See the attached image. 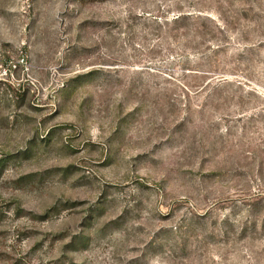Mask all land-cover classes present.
I'll use <instances>...</instances> for the list:
<instances>
[{
  "label": "rangeland",
  "instance_id": "1",
  "mask_svg": "<svg viewBox=\"0 0 264 264\" xmlns=\"http://www.w3.org/2000/svg\"><path fill=\"white\" fill-rule=\"evenodd\" d=\"M0 264H264V0H0Z\"/></svg>",
  "mask_w": 264,
  "mask_h": 264
},
{
  "label": "trees",
  "instance_id": "2",
  "mask_svg": "<svg viewBox=\"0 0 264 264\" xmlns=\"http://www.w3.org/2000/svg\"><path fill=\"white\" fill-rule=\"evenodd\" d=\"M178 18H179V17H178ZM178 18H176L175 21H177ZM185 18H187V17H185Z\"/></svg>",
  "mask_w": 264,
  "mask_h": 264
}]
</instances>
